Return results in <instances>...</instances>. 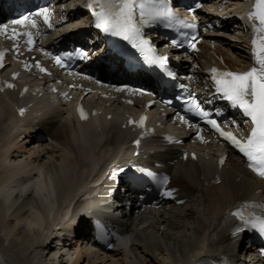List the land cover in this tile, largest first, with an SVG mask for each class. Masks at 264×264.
<instances>
[{"label":"bare ground","instance_id":"1","mask_svg":"<svg viewBox=\"0 0 264 264\" xmlns=\"http://www.w3.org/2000/svg\"><path fill=\"white\" fill-rule=\"evenodd\" d=\"M219 45L232 64L247 61V51L231 39ZM18 102L14 93L0 95V264H199L221 255L264 264L252 249L234 248L226 214L235 203L264 195V184L232 156L222 183L211 186L206 181L215 168L208 161L193 162L188 171L171 167L187 204L132 220L130 239L116 253L92 251L88 218L106 202L108 169L134 157L131 139L116 117L98 131L99 121L81 124L41 102V113L22 120L12 111ZM38 132L49 142L37 144ZM150 148L157 150L152 157L165 156L161 147Z\"/></svg>","mask_w":264,"mask_h":264},{"label":"snow or ice","instance_id":"2","mask_svg":"<svg viewBox=\"0 0 264 264\" xmlns=\"http://www.w3.org/2000/svg\"><path fill=\"white\" fill-rule=\"evenodd\" d=\"M198 7H200L199 4L191 8L190 11L195 12ZM87 8L94 18L95 28L131 42L133 47L144 53L148 64L163 69L169 77L174 76V73L167 68V57L156 55V50L151 45L150 40L143 35V28L156 21H164L169 28L174 27L177 23L184 22L169 7L167 0H164L162 3H145L143 0H90ZM51 15L52 10L49 7H41L36 12L21 14L20 18L11 20L10 24L0 25V31H6L10 25L27 26L29 24L32 28L38 30V18H43L44 23L51 28ZM248 15L249 19L253 22V66L244 72L220 71L217 68H212L211 80L214 84L215 93L219 94L221 99L228 101L232 108L241 110L242 115L251 121L252 127L250 133L246 138H237L233 133L225 132L220 127L218 121L211 118L212 113L201 106L200 101L190 99L188 103L190 111L204 118L221 136L230 140L247 158L249 167L258 175L264 177V0H255L253 9ZM188 26L195 28L196 25L195 23H191ZM13 35H26L28 38L27 43L29 45L35 44L31 31L22 34L13 28ZM197 42V37L195 35L192 36L190 46L195 49ZM173 43L180 46V42L173 41ZM45 54L51 55V53ZM74 58L81 60L88 59V51L84 49L63 51L53 57L56 64L61 67H67L66 62ZM3 59L4 53L0 52V68L4 67ZM37 66L39 67V64ZM41 70L46 71L43 68ZM8 87L11 88L14 85L8 84ZM118 90L122 91L123 89ZM23 111L21 109V113ZM80 113L82 118L87 119L82 108L80 109ZM145 119L146 117H142L139 121L141 126L144 125ZM131 123H135V121ZM136 144L139 145L140 140H137ZM224 159V157L221 158V164L224 163ZM144 171L148 177L158 179L155 173L148 170ZM160 182L166 183V180H161ZM175 191V189L165 188L163 195L173 197ZM180 202L183 203V201ZM248 207L249 205L245 204L243 208L238 209L232 214L241 222L253 226L264 234V216H261L259 219L246 216L245 209ZM236 231L239 232L242 229L237 228Z\"/></svg>","mask_w":264,"mask_h":264},{"label":"rangeland","instance_id":"3","mask_svg":"<svg viewBox=\"0 0 264 264\" xmlns=\"http://www.w3.org/2000/svg\"><path fill=\"white\" fill-rule=\"evenodd\" d=\"M243 47V46H242ZM92 251H95V249H92ZM48 262L47 261H45V264H47ZM108 264V263H107ZM112 264H120V260H118V261H115V262H113Z\"/></svg>","mask_w":264,"mask_h":264}]
</instances>
